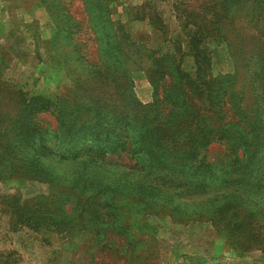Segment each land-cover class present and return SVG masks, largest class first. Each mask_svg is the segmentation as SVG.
Returning <instances> with one entry per match:
<instances>
[{
  "label": "rangeland",
  "instance_id": "obj_1",
  "mask_svg": "<svg viewBox=\"0 0 264 264\" xmlns=\"http://www.w3.org/2000/svg\"><path fill=\"white\" fill-rule=\"evenodd\" d=\"M83 1L50 6L66 21L63 6L71 2L65 8L88 27ZM109 2L125 54L108 55L112 74L101 76L81 57L100 55L91 32L57 34L44 0H0V264H264V252L235 250L212 221L177 215L171 201L201 197L180 187L196 181L188 177L196 165L183 166L188 155L174 143L139 161L128 152L95 151L119 142L104 134H114L118 122L130 123L120 137L140 143L141 120L153 110L148 71L160 68L153 59L181 61L195 76L191 44L211 57L214 76L239 70L243 109L256 116L247 76L263 71L257 56L264 48V1ZM119 58L133 86L122 79ZM260 85L264 91V80ZM43 103L57 110H40ZM158 125L164 127L153 132L165 141L182 127ZM222 150L210 147L216 156ZM108 201L114 204L106 207Z\"/></svg>",
  "mask_w": 264,
  "mask_h": 264
},
{
  "label": "trees",
  "instance_id": "obj_2",
  "mask_svg": "<svg viewBox=\"0 0 264 264\" xmlns=\"http://www.w3.org/2000/svg\"><path fill=\"white\" fill-rule=\"evenodd\" d=\"M50 1L44 0L56 21L57 34H65L66 28L72 33H80L84 29L91 32L96 52L100 55L88 58L82 52L81 57L90 72L101 76L112 74V63L109 62L108 55L119 54L122 57L125 52L121 38L123 32L113 21L109 0L83 1L88 27L84 26L82 19L72 14L71 9L65 8L67 4L71 7V2L63 6L68 15L64 21L53 11ZM256 1L259 4L264 0ZM71 22L76 24L75 27L67 24ZM257 41L260 42V38ZM74 43L77 44L76 41ZM84 46L88 47V44ZM199 48L198 45L191 44V54L197 64L195 76L182 69L181 61L168 57L153 59L160 68L148 71L155 92L153 110L141 120L139 136L143 139L140 143H133L131 138L120 137L125 135L122 131L126 133L130 123H124L122 128L118 122L114 124L117 128L114 134L110 131H104V134L111 139L117 137L119 142L116 145L96 147L95 151L104 155H122L128 152L139 161L146 153L153 155L158 150H165L164 147L171 148L169 142L174 143L184 156L188 155L181 164L196 165V168L192 167L188 172V177L196 181L183 183L180 187H186V191L190 190L201 197V200L185 204L178 200L171 201L177 215L185 220L212 221L219 230V236L229 241L235 250L255 248L264 252V91L260 88V83L264 80V48L258 49L257 56L260 60L263 58L260 63L263 71L260 74L249 73L247 76L255 94L256 116L253 117L243 109L244 97L236 90L239 70L214 76L209 68L211 57L204 53L201 56ZM3 59L4 56L0 55L1 62ZM119 59L120 68L124 69L125 64L122 58ZM245 59L249 62L248 57ZM124 73L122 79L133 86L134 80L127 69H124ZM77 106L76 101L73 107ZM54 107L43 103L40 110L54 113L58 105ZM61 111L59 110V114ZM153 112L158 114H152ZM160 122L165 123V126L182 124V127L172 129L173 137L165 141L159 132H153L159 131L158 127H164L158 125ZM212 145L222 146L223 150L216 156L210 153ZM169 148L167 151H170ZM166 159L168 156L159 158V163H166ZM112 204V201H108L105 206ZM115 211H119V208ZM103 212V209H99V213ZM120 212L123 213L121 210ZM222 231L225 232L224 235Z\"/></svg>",
  "mask_w": 264,
  "mask_h": 264
}]
</instances>
